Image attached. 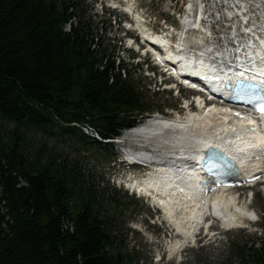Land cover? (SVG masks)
Masks as SVG:
<instances>
[{
  "label": "trees",
  "instance_id": "16d2710c",
  "mask_svg": "<svg viewBox=\"0 0 264 264\" xmlns=\"http://www.w3.org/2000/svg\"><path fill=\"white\" fill-rule=\"evenodd\" d=\"M83 2L0 0V264L129 261L126 198L85 155L117 157L107 141L158 109ZM247 256L264 264V241Z\"/></svg>",
  "mask_w": 264,
  "mask_h": 264
},
{
  "label": "bare ground",
  "instance_id": "6f19581e",
  "mask_svg": "<svg viewBox=\"0 0 264 264\" xmlns=\"http://www.w3.org/2000/svg\"><path fill=\"white\" fill-rule=\"evenodd\" d=\"M181 1V4L179 3L180 0L176 1L174 10L179 4L180 10L174 12L172 16L175 20L181 21L182 11L187 9V14L182 19L185 28L190 24L200 29L197 31L194 40L187 39L192 42L193 46L187 53L178 51L182 47L181 43H176L173 52L171 47L174 45L170 46L172 44L171 35L164 33L163 36V32L154 33L150 27L147 28L148 25L144 17L139 12L134 11L133 3L129 1L124 3L122 10L133 18V23H128L127 26L133 31H138L141 37L140 43L145 45L147 49L145 52L149 51L154 56L159 57L153 49L155 45L148 43V40L164 49L170 48L167 50L166 59L177 62L180 70L182 65L188 72L190 65H188L187 58L189 57L187 56L194 54L196 49V51L201 52L198 59L205 62L202 64L203 66L198 67L197 74L199 75H206L210 70L219 68L218 64L214 63L215 61L210 57V53L223 55V60L231 56L232 35L243 37L245 41L243 45L247 50H250L246 46L248 41L251 43L254 52L262 53V48H264V0H254L247 5L244 4L245 8L242 7V9L236 5L237 11L232 10L235 12H231L232 15L228 13L229 20H226L223 12H221L219 13V21H216L213 16V13H216L215 10L211 15L209 10L207 13L205 10L202 12L200 5L203 4L206 7V0H196L195 6L193 0ZM209 1L214 7L217 6L218 2H221L220 0ZM245 12L246 14H243ZM238 15L241 18H238ZM224 22H229L225 26H231L232 34L222 32L224 37L220 39L216 36L215 29L221 27ZM166 27L176 29L173 24H168ZM177 34L179 35V32ZM129 44L134 46L135 42L132 41ZM207 48H213L214 51L204 52ZM207 63L210 65L206 66ZM259 73L264 74V65ZM198 101L200 105H197L199 109L195 111L196 114L188 111L184 117L175 119L154 117L136 127L133 132L124 135V138L136 140L134 144L139 146L140 150L148 146L152 148L153 155L138 152L137 158H145L149 162L158 164L170 163L168 167H159V173H155L149 178L135 180L130 184V187L139 194L149 195L152 198L154 205L161 209L168 227L175 231L178 239L168 246L167 252L170 255L179 253L189 245L201 226L216 222L220 227L230 229L238 225L240 219L249 216L247 206L240 205L239 197L236 199L228 187L223 186L205 194L204 189L200 187V180H203V177L199 175V171H193L192 168L183 170L178 164L181 156L188 154L193 157L202 156L204 148H218L241 167L242 178L239 177L242 180L241 185L247 184L248 188L252 185V182L248 180L253 172L260 173L262 171L264 174V153L257 151L260 144L264 145V128L262 130H259V127L257 130H248L246 123L243 120H238L231 109L219 106H211L205 109L201 107L202 99ZM160 154L164 155V159H160ZM123 165L126 164L123 163ZM236 189L245 190V187L242 186L241 188L240 186ZM208 215L211 217L206 219Z\"/></svg>",
  "mask_w": 264,
  "mask_h": 264
},
{
  "label": "rangeland",
  "instance_id": "374dc122",
  "mask_svg": "<svg viewBox=\"0 0 264 264\" xmlns=\"http://www.w3.org/2000/svg\"><path fill=\"white\" fill-rule=\"evenodd\" d=\"M101 1L82 0L84 3L83 10L87 13L86 16L89 15L91 17L94 31H98L97 33L101 36L105 34V39H111L112 45L116 49V55L118 54L124 63L130 65L128 69L133 74L135 83L145 92L144 94L149 101V106L158 109L150 117L156 116L172 119L184 117L187 113L182 108L183 98L190 96V93L181 90L180 95H177L175 91L162 92L161 90L166 89L160 87L158 78L153 79L151 75L147 77L144 67L142 69L139 66L132 65L128 61L129 56L132 57L135 55L126 50L129 46L128 40L131 37H135V35L133 33H127L123 25L130 23V20L124 13L113 11L108 7L112 5L111 3L121 4L123 0H111V2ZM124 1L132 2L134 11L143 13L147 18L151 19L149 24L152 29L156 30L161 28L160 25H162L163 21L167 24L177 25V21L172 14L180 10L181 0L176 10H173V6L178 0ZM196 36L197 33L189 34L191 40L195 39ZM149 68L151 71L156 72L152 64L149 65ZM170 86L173 87L172 84ZM195 111L193 109L192 113L196 114ZM113 150V154L121 158L118 144L113 146ZM85 157L88 158L87 160L90 166H97L95 172L99 176L97 181L100 187L114 189L118 191L119 197L126 198L123 199L124 205H122L123 212L121 214V225L119 228L122 237L121 245L123 246V252H125L128 256L127 259H129V261H126V264H169V261L166 260L168 258L167 248L178 237H176L175 231L168 227V224L166 226L170 232L167 231L164 225H159L160 221L154 218V214L157 212L154 213L156 210L151 207L149 200L138 199L134 194L131 195L130 192L125 191L122 184H120V180L117 178L124 173L123 169H120L118 165L120 159L111 156L102 162H96L95 158L89 154H86ZM133 178H137V176H133ZM231 192L235 198L239 197L238 202L240 205L247 206L249 216L240 219V223L230 229H224L218 223L213 222V232H220V234L217 236L214 235L205 241L201 236L203 242L202 247H186L181 253L182 259L186 260L182 264H247V254L250 253V249H258L261 247L264 241V184L248 190L235 189ZM252 212L255 214V218L250 221L249 218ZM157 214L159 215V213ZM157 222L159 223L157 224ZM218 237L221 240L216 239ZM160 258H162V261L157 263Z\"/></svg>",
  "mask_w": 264,
  "mask_h": 264
},
{
  "label": "snow or ice",
  "instance_id": "6c2138e0",
  "mask_svg": "<svg viewBox=\"0 0 264 264\" xmlns=\"http://www.w3.org/2000/svg\"><path fill=\"white\" fill-rule=\"evenodd\" d=\"M247 86H242L241 91H246ZM251 102V101H249ZM261 113H264V106H261L258 109ZM236 115H239L237 113ZM216 161H223L224 165L231 168L232 165L223 157H220L215 151H212L208 154L207 160L205 161V166L208 168L209 171H211L214 168H220L221 164L217 163Z\"/></svg>",
  "mask_w": 264,
  "mask_h": 264
}]
</instances>
